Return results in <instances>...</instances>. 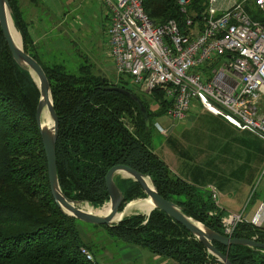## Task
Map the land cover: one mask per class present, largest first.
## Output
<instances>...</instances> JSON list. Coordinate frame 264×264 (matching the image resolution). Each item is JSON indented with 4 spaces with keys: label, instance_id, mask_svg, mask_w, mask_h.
<instances>
[{
    "label": "trees",
    "instance_id": "16d2710c",
    "mask_svg": "<svg viewBox=\"0 0 264 264\" xmlns=\"http://www.w3.org/2000/svg\"><path fill=\"white\" fill-rule=\"evenodd\" d=\"M9 1L24 50L41 64L51 85L59 118L56 159L62 192L73 201L102 208L110 200L108 171L126 165L150 176L159 194L184 207L188 216L224 234L225 215L212 191L176 175L157 154L155 123L172 106L164 92L155 90L147 95L127 77L114 81L96 75L88 59L78 74L68 73L67 66L57 60L44 62V53L31 36L20 0ZM143 6L155 25L175 20L182 33L190 30L186 26L188 18L194 20V28L203 27L208 7L207 0H190L185 12L179 0H143ZM245 8L252 20L264 21V12L255 1L246 2ZM44 52L47 55L50 48ZM111 87L134 93L147 115L130 96ZM39 101L37 83L13 59L0 25V264H100L94 258L93 244L82 240V221L64 212L53 197L36 120ZM117 182L125 197L120 212L129 202L147 197L133 179L118 177ZM93 226L104 228L109 236L125 244L167 257L174 264L219 262L183 225L159 209L149 216H127L112 227ZM232 238L255 239L264 244V229L243 222ZM214 245L232 264H264L263 249L228 247L218 242ZM83 249L92 254L93 261L87 259Z\"/></svg>",
    "mask_w": 264,
    "mask_h": 264
},
{
    "label": "built area",
    "instance_id": "2783aa9c",
    "mask_svg": "<svg viewBox=\"0 0 264 264\" xmlns=\"http://www.w3.org/2000/svg\"><path fill=\"white\" fill-rule=\"evenodd\" d=\"M99 1L111 14L109 51L119 78H129L147 95L163 91L172 102L166 115L172 121L184 119L198 103L264 140V21L251 19L245 8L249 0H207L203 27L194 28L188 18L187 33L175 20L155 25L143 0ZM254 1L264 12V0ZM189 3L179 0L184 12ZM155 127L168 131L159 122ZM243 222L241 213L225 215L224 235L232 237ZM82 252L93 261L88 250Z\"/></svg>",
    "mask_w": 264,
    "mask_h": 264
},
{
    "label": "crops",
    "instance_id": "0c3cea01",
    "mask_svg": "<svg viewBox=\"0 0 264 264\" xmlns=\"http://www.w3.org/2000/svg\"><path fill=\"white\" fill-rule=\"evenodd\" d=\"M20 4L37 45L45 40L48 30L63 28L64 20L54 22L57 0H20ZM193 108L201 109V106L194 103L182 119L188 120L190 127L177 122L182 129L180 133L158 131L166 143L156 150L157 154L161 152L163 158L159 156L185 181L216 191V203L224 215L241 213L245 222L264 229V140L208 111L193 113ZM162 118L168 119L166 124L170 123L167 116ZM146 250L128 245L122 249L120 261L122 264H174L169 258Z\"/></svg>",
    "mask_w": 264,
    "mask_h": 264
},
{
    "label": "water",
    "instance_id": "95a60500",
    "mask_svg": "<svg viewBox=\"0 0 264 264\" xmlns=\"http://www.w3.org/2000/svg\"><path fill=\"white\" fill-rule=\"evenodd\" d=\"M12 13L13 9L10 1L0 0V25L4 38L12 53L13 59L20 67L28 70L31 73L40 91V101L36 111V120L39 126L48 161V175L51 191L57 205L64 212L87 224L112 227L119 224L125 217H127L125 216V212L130 204L150 199L153 203V208L149 213L144 215L149 216L155 209L164 211L176 222L183 225L195 238L202 242L208 252L213 255L221 264H232V262L226 255H224L215 247L214 242H218L228 247L233 245H241L264 250V244L257 242L255 239L248 240L243 238L228 237L188 216L185 213L184 207L179 206L173 201L167 200L159 194L150 176L144 175L141 172L126 165L114 166L108 171L106 175V186L110 196L109 203L111 204V212L109 215L102 216L98 215L97 213L85 211L81 208V206L83 203L87 202H78L69 199L61 190L57 171L56 143L59 136V118L54 107L51 94V85L41 64L24 50L22 37L21 46L17 45L15 42L10 28V22H12L14 25ZM109 89L120 91L130 96L137 103L141 112L144 115H147V111L143 102L134 93L117 87H111ZM45 108H47L49 117L53 123L52 127L46 126L43 123V112ZM146 117L148 118V116ZM118 177L133 179L134 181L138 182L142 186L147 197L129 202L123 211L120 212V208L124 203L125 197L118 185ZM146 178H149L152 182L153 189L147 185ZM206 191L211 192L212 189L207 188ZM119 214L124 215L121 217V219L115 220L116 216Z\"/></svg>",
    "mask_w": 264,
    "mask_h": 264
},
{
    "label": "rangeland",
    "instance_id": "374dc122",
    "mask_svg": "<svg viewBox=\"0 0 264 264\" xmlns=\"http://www.w3.org/2000/svg\"><path fill=\"white\" fill-rule=\"evenodd\" d=\"M249 1L253 2L254 0ZM57 4L58 12L54 14V22L58 24L57 21L62 19L64 24L60 30H48L47 37L40 43V53H44L43 61L57 60L56 62L67 66L68 73L78 74L80 66L84 65L88 59L93 65V72L96 75L116 81L118 76L109 51L108 31L111 25V14L108 8L99 0H57ZM65 28L67 30H64ZM49 48L50 53L45 55L44 50ZM192 112L200 114L206 111L201 107V109L193 108ZM171 121L166 124V122L168 123L167 118L158 120L168 130L167 133H180L182 129L179 124L184 127L191 126L188 120ZM154 135L155 146L159 150L164 147L166 139L156 130ZM159 155L163 158L161 152ZM106 205H109V202L104 206ZM136 214L142 213L135 210L125 216ZM79 231L86 244H93L94 258L98 263L122 264L120 261L123 256L122 249L129 244L109 236L104 228L95 227L93 224L80 222Z\"/></svg>",
    "mask_w": 264,
    "mask_h": 264
},
{
    "label": "bare ground",
    "instance_id": "6f19581e",
    "mask_svg": "<svg viewBox=\"0 0 264 264\" xmlns=\"http://www.w3.org/2000/svg\"><path fill=\"white\" fill-rule=\"evenodd\" d=\"M10 28H11V34H12L15 42L17 43V45L21 46L22 45L21 37L19 36V34H18L17 30L15 29L14 25L12 24V22H10ZM43 123H44V125L49 126V127H52V125H53V123L49 117L47 108H45V110L43 112ZM146 183L151 189H153V184L149 178H146ZM81 208L85 211L97 213L98 215H102V216H107L111 212V204L110 203H109V205L103 206V209L94 208L89 203L83 204L81 206ZM152 208H153V203L151 202L150 199L138 201L137 203H133V204H130L128 206V209L126 210L125 215L127 213H132L135 210L142 213V214H147L151 211ZM123 215L124 214L117 215L115 220L121 219V217Z\"/></svg>",
    "mask_w": 264,
    "mask_h": 264
}]
</instances>
